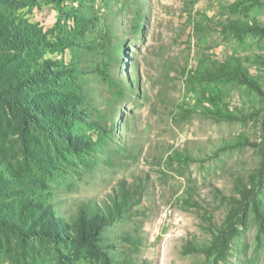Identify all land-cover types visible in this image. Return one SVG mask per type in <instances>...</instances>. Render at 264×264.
<instances>
[{
    "label": "rangeland",
    "instance_id": "rangeland-1",
    "mask_svg": "<svg viewBox=\"0 0 264 264\" xmlns=\"http://www.w3.org/2000/svg\"><path fill=\"white\" fill-rule=\"evenodd\" d=\"M236 21L264 29V0H0V36L41 35L0 37V264H264L251 210L224 254L189 247L240 185L264 209V34ZM233 60L260 91L198 78ZM217 95L241 119L203 114ZM82 213L99 227L66 242Z\"/></svg>",
    "mask_w": 264,
    "mask_h": 264
},
{
    "label": "trees",
    "instance_id": "trees-1",
    "mask_svg": "<svg viewBox=\"0 0 264 264\" xmlns=\"http://www.w3.org/2000/svg\"><path fill=\"white\" fill-rule=\"evenodd\" d=\"M230 30L236 33H257V31H260L264 34V29L254 22L253 25L249 24L248 22L244 21H236L232 22L230 24ZM20 32L13 31V32H7L5 34H2L1 40L6 41L9 44L13 45L16 48H19V45L24 44H31V45H37L38 41H41V35L40 32H36L33 30H30L27 32V34L22 36ZM35 80H38V75H35L33 77ZM203 82H216L219 80H229V81H235L239 83H243L247 85L252 90L260 91L259 83L256 81L254 76H252L247 68L243 66L241 61L239 60H233L226 63H219L213 66V68H208L201 72L198 77ZM7 102L10 105H13L16 107L19 111L23 112L24 115H29L27 113L28 110H33L31 106L24 105L22 102L15 98H6ZM207 105L201 106V111L205 115H209L213 117L214 119L220 120V121H236L241 119L239 116L243 114L240 110H232L230 106L226 103L224 96L217 95V96H211L207 98L206 100ZM51 111V110H49ZM244 117V116H242ZM246 138H240L238 141L233 142L232 144H227L228 147L233 146H240L243 144V140ZM179 155V154H178ZM264 170V159L261 164V171ZM238 193L241 195L240 201L237 200L234 205L232 204L231 210L228 216V223L226 227H222L218 229V234L215 235V239L213 240L211 245H196V244H190V249L192 251H199L206 255L208 258H211L215 256V254H224L226 249L229 247V243L231 239L233 238L234 234H232L236 229V225H238L236 222L238 219H241L244 214L251 210L253 211L256 220L258 221L261 228H264V209L262 208V205L256 202V186L254 185L253 188H248L246 185H240L238 187ZM122 207V206H121ZM115 212L108 211V216L112 217L117 212H120V206H116L114 208ZM102 215V213H101ZM103 216V215H102ZM76 222L72 223V231L74 233V237H71L69 235L68 239L65 240L66 242H79L85 241V238L93 234V231L99 227L95 224L90 223L89 219H87V214L82 213L80 218L75 220ZM2 222V221H1ZM3 225H6L5 222H2ZM8 226V225H7ZM10 227V226H8ZM44 234V233H43ZM49 235V234H45Z\"/></svg>",
    "mask_w": 264,
    "mask_h": 264
}]
</instances>
